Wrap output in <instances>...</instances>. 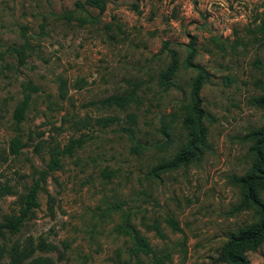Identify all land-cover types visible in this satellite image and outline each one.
I'll return each instance as SVG.
<instances>
[{
	"label": "rangeland",
	"instance_id": "rangeland-1",
	"mask_svg": "<svg viewBox=\"0 0 264 264\" xmlns=\"http://www.w3.org/2000/svg\"><path fill=\"white\" fill-rule=\"evenodd\" d=\"M78 2L85 0H0V221L19 213L51 151L81 137L82 147L60 155L61 167L40 181L39 206L12 240H45L52 248L38 253L59 264H227L224 243L258 219L253 208H237L236 178L252 166L250 133L264 124L255 101L264 94V0H141L138 9L136 0H106L103 12ZM25 40L20 64L9 48ZM191 42L212 78L201 90L207 144L198 160L155 175L187 140L195 72L181 67L170 89L158 74L169 48L184 61ZM27 82L38 90L15 155L13 113ZM136 82V100L103 104ZM134 229L150 254L131 250ZM245 255L264 264V241ZM0 258L9 259L6 251Z\"/></svg>",
	"mask_w": 264,
	"mask_h": 264
},
{
	"label": "trees",
	"instance_id": "trees-1",
	"mask_svg": "<svg viewBox=\"0 0 264 264\" xmlns=\"http://www.w3.org/2000/svg\"><path fill=\"white\" fill-rule=\"evenodd\" d=\"M140 1L136 0L135 9H138ZM85 5L97 8L100 12H103L106 9V0H85V2L77 3V6L81 8H84ZM167 45L168 43L166 42L165 47ZM28 46L29 42L25 40L22 45L9 48V50L17 54L20 64H24L27 59ZM196 53L197 50L194 43L191 42L188 46L186 58L184 61H181L178 52L175 49L169 48V62L158 74L159 86L164 89H170L177 86L175 78L181 67L195 72L190 81L189 103L184 117L187 140L173 157L157 164L153 168L152 173L155 175L177 169L198 160L207 144L208 126L206 119H208V115L202 105L201 90L206 83L212 81V78L205 66L195 62ZM4 56V53L0 52V60ZM138 85L139 82H136L130 91L107 97L102 101L103 104L125 106L137 99L136 88ZM37 90L38 86L32 83H23V99L16 106L13 113L17 135L12 139L10 144L12 154H19L26 144L20 136L21 123L25 119V112L28 109L31 94ZM62 96H65L64 91H62ZM255 101L260 106H264V94L255 98ZM129 118L132 123L136 122V116L130 115ZM109 121H112V118H99L97 120L98 123L105 125ZM162 130L167 136H170L169 124L164 120ZM250 137L253 139L250 148L253 154V163L245 175L236 178V181L243 188L242 199L237 208H253L258 215V219L233 233L224 243L219 257L227 264H251L245 252L258 247L264 241V201L260 195V190L264 189V124L258 129L253 130L250 133ZM85 142L86 140L81 137L71 138L64 148H54L51 151V159L47 164V168L42 170L40 179L36 180L30 190L21 197L19 213L7 215L0 221V236L4 239V242L0 244V251H6L9 257L8 260L0 258V264H59L52 256L38 253L39 250H49L52 248V245L45 240H41L35 245L32 241L21 243L20 241L12 240V236L21 230L26 220L32 215L34 208L39 206L38 194L42 187L40 181H46L47 176L52 171L61 167L60 155L73 154L75 149L82 147ZM171 224L175 229L179 228L175 221H171ZM130 234L134 243L131 250L135 254H150L152 252V247L146 237L142 236L135 229Z\"/></svg>",
	"mask_w": 264,
	"mask_h": 264
}]
</instances>
